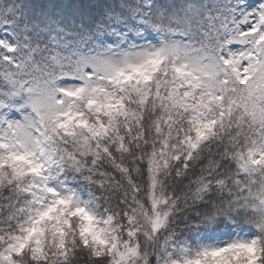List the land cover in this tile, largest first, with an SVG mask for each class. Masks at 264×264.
Listing matches in <instances>:
<instances>
[{
	"label": "snow or ice",
	"instance_id": "snow-or-ice-1",
	"mask_svg": "<svg viewBox=\"0 0 264 264\" xmlns=\"http://www.w3.org/2000/svg\"><path fill=\"white\" fill-rule=\"evenodd\" d=\"M0 264H264V0H0Z\"/></svg>",
	"mask_w": 264,
	"mask_h": 264
}]
</instances>
